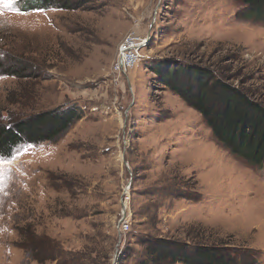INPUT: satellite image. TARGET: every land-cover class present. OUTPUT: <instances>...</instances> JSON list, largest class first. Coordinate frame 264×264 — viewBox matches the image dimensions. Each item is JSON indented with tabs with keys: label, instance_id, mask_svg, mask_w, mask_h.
<instances>
[{
	"label": "rangeland",
	"instance_id": "374dc122",
	"mask_svg": "<svg viewBox=\"0 0 264 264\" xmlns=\"http://www.w3.org/2000/svg\"><path fill=\"white\" fill-rule=\"evenodd\" d=\"M13 2L0 0V47L39 70L0 75V120L67 100L83 116L56 142L0 157V264L56 263L16 246L14 224L24 222L85 264H137L148 237L220 241L264 264V168L219 145L151 69L211 66L264 102V24L242 18L240 0H68L27 11ZM131 30L144 37L141 58L115 77L111 62Z\"/></svg>",
	"mask_w": 264,
	"mask_h": 264
},
{
	"label": "trees",
	"instance_id": "16d2710c",
	"mask_svg": "<svg viewBox=\"0 0 264 264\" xmlns=\"http://www.w3.org/2000/svg\"><path fill=\"white\" fill-rule=\"evenodd\" d=\"M68 0H15L20 11L70 8ZM242 18L264 24V0H240ZM159 81L187 106L197 111L216 142L245 164L264 168V102L240 85L228 81L211 66L199 63L156 62L151 68ZM39 67L11 49L0 47V75L36 77ZM12 99V98H11ZM83 116V109L67 100L36 112L0 120V157L9 158L23 144L56 142ZM15 242L26 258L45 263L85 264L84 255L64 249L54 238L37 234L30 222L14 224ZM145 256L137 264H256L241 248L223 242H190L148 237Z\"/></svg>",
	"mask_w": 264,
	"mask_h": 264
},
{
	"label": "built area",
	"instance_id": "2783aa9c",
	"mask_svg": "<svg viewBox=\"0 0 264 264\" xmlns=\"http://www.w3.org/2000/svg\"><path fill=\"white\" fill-rule=\"evenodd\" d=\"M143 36L139 35L135 30L132 31L131 34V43L124 48V54L122 59V70H115V76L125 75L128 70L132 68L134 60L139 57L137 55V44L143 40ZM124 196V194H123ZM124 201V199H123ZM120 229L125 231L128 227V219H127V211L126 205H122V209L120 212Z\"/></svg>",
	"mask_w": 264,
	"mask_h": 264
},
{
	"label": "bare ground",
	"instance_id": "6f19581e",
	"mask_svg": "<svg viewBox=\"0 0 264 264\" xmlns=\"http://www.w3.org/2000/svg\"><path fill=\"white\" fill-rule=\"evenodd\" d=\"M132 31L133 30H131L128 33L126 32V34L123 36V38L118 43V47L116 49V53H115L114 58H113V60L111 62V65H110V72L114 76H115V70H122V63L121 62H122V59H123L124 48L127 47L131 43V34H132ZM141 46H142V41H140L137 44V55H139V57L136 58V60H134L133 65H132V68L139 62V60L141 58V56H140L141 55L140 54V48H141Z\"/></svg>",
	"mask_w": 264,
	"mask_h": 264
},
{
	"label": "snow or ice",
	"instance_id": "6c2138e0",
	"mask_svg": "<svg viewBox=\"0 0 264 264\" xmlns=\"http://www.w3.org/2000/svg\"><path fill=\"white\" fill-rule=\"evenodd\" d=\"M4 2H5V4H7V5H11L12 2H13V0H4Z\"/></svg>",
	"mask_w": 264,
	"mask_h": 264
},
{
	"label": "water",
	"instance_id": "95a60500",
	"mask_svg": "<svg viewBox=\"0 0 264 264\" xmlns=\"http://www.w3.org/2000/svg\"><path fill=\"white\" fill-rule=\"evenodd\" d=\"M128 185H129V184H128ZM120 221H121V218H119L118 224L120 223Z\"/></svg>",
	"mask_w": 264,
	"mask_h": 264
}]
</instances>
